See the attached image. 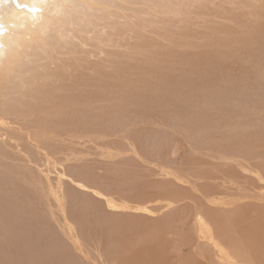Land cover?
<instances>
[{"label": "rangeland", "instance_id": "obj_1", "mask_svg": "<svg viewBox=\"0 0 264 264\" xmlns=\"http://www.w3.org/2000/svg\"><path fill=\"white\" fill-rule=\"evenodd\" d=\"M186 2L0 152V264H264V0Z\"/></svg>", "mask_w": 264, "mask_h": 264}, {"label": "bare ground", "instance_id": "obj_2", "mask_svg": "<svg viewBox=\"0 0 264 264\" xmlns=\"http://www.w3.org/2000/svg\"><path fill=\"white\" fill-rule=\"evenodd\" d=\"M173 1L0 0V152L24 139L48 137L45 126L59 118L61 108L81 107L84 58L103 62L114 50L126 53L130 44L138 46L140 36L158 34L159 18L183 16L180 8L188 2ZM188 1L198 6L200 0ZM191 3L187 7H195L193 13L197 6ZM87 68L88 75L96 73ZM230 241L218 249L223 260L242 264L227 252L234 245Z\"/></svg>", "mask_w": 264, "mask_h": 264}]
</instances>
